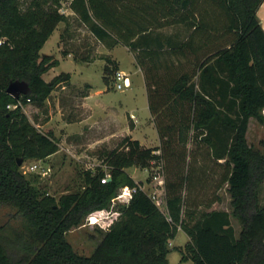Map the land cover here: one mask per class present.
Wrapping results in <instances>:
<instances>
[{"label":"trees","instance_id":"16d2710c","mask_svg":"<svg viewBox=\"0 0 264 264\" xmlns=\"http://www.w3.org/2000/svg\"><path fill=\"white\" fill-rule=\"evenodd\" d=\"M62 1L0 0V264H170L169 245L179 230L190 238L183 263L264 264V153L246 139L250 119L264 126V29L257 16L264 0H73L70 7L106 48L123 45L133 53L162 145L176 140L186 147L194 139L224 160L221 185L229 186L231 214L207 211L218 199L203 210L187 206L182 191L191 177L182 169L165 183L164 213L127 172L162 158L154 153L160 149H142L130 137L124 150L108 157L111 180L103 183V172L89 177L82 192L57 200L24 177L19 159H45L58 151L54 136L39 132L22 106L42 105L70 80L64 73L51 82L43 78L59 65L41 50L67 21ZM173 26L190 31L186 40L163 33ZM14 82L26 84L28 93L9 95ZM125 187L137 192L94 253H77L67 234L108 210ZM231 216L242 227L238 237Z\"/></svg>","mask_w":264,"mask_h":264},{"label":"rangeland","instance_id":"374dc122","mask_svg":"<svg viewBox=\"0 0 264 264\" xmlns=\"http://www.w3.org/2000/svg\"><path fill=\"white\" fill-rule=\"evenodd\" d=\"M72 1H62L60 11L67 21L57 25L41 50L42 56L59 61V65L43 76L44 80L51 82L63 73L69 74L70 80L59 85L42 105L28 101L22 106L24 114L39 132L54 136L58 151L45 159L25 161L20 167L21 173L41 194L57 200L64 194L82 192L89 177L102 172L111 175L108 157L112 152L124 150L123 140L133 138L128 134L131 129L136 130L135 138L140 140L142 149H160L154 153L162 158L148 161L145 167L138 163L127 168V172L135 175V181L164 213L167 212L165 183L167 180L174 182L177 172L182 169L191 177L182 191L187 206L203 210L208 202L218 199L207 211L231 214L229 186L221 185L224 160L217 161L207 144L197 143L194 139L186 147L176 140L168 148L162 145L154 118L151 120L150 117L143 77L140 73L131 75L136 69L132 53L122 45L105 49L71 10ZM162 31L176 41H184L190 34L181 26ZM104 50L109 55L104 54ZM113 58L118 61L121 71L130 74L133 88L125 91L115 88L117 69L107 61H113ZM180 70L191 71V68L182 66ZM91 92L95 94L91 99L93 108L99 111L105 105L115 108H109L106 114L94 113L84 99V95ZM99 92L103 93L96 94ZM246 139L250 146L264 153V126L254 118L249 121ZM222 140L229 142V134L223 133ZM35 165L38 168L33 170ZM260 203L264 206V182L260 188ZM124 206L121 201H113L108 210L97 214L98 222L91 225L86 218L82 225L73 228L67 238L75 251L90 257ZM231 222L238 237L242 227L233 216ZM189 241L190 238L179 230L169 245L172 250L168 257L170 264H192V261L181 262Z\"/></svg>","mask_w":264,"mask_h":264},{"label":"built area","instance_id":"2783aa9c","mask_svg":"<svg viewBox=\"0 0 264 264\" xmlns=\"http://www.w3.org/2000/svg\"><path fill=\"white\" fill-rule=\"evenodd\" d=\"M1 43H2V41H0V44ZM115 80H116L115 81V83H116L115 88L117 90L125 91L131 87V78L125 72L117 71ZM15 108H17V105H9L8 106V109H11V110L15 109ZM37 168H38L37 165L32 167L33 170H35ZM109 179H111V175H106V177L102 179V182L103 183L108 182ZM156 179H158V178H156ZM136 192H137L136 188L125 187V188L121 189L120 193L118 194V196L115 198L114 201L118 200V201H121L123 205H128L130 203L131 199L133 198V195ZM97 214H93V215H90L88 217V220H89L91 225L98 222L99 216Z\"/></svg>","mask_w":264,"mask_h":264},{"label":"crops","instance_id":"0c3cea01","mask_svg":"<svg viewBox=\"0 0 264 264\" xmlns=\"http://www.w3.org/2000/svg\"><path fill=\"white\" fill-rule=\"evenodd\" d=\"M257 16H258V19H259V21H260V23H261V25H262V27H263V29H264V3L261 5V7H260V9H259V11H258V14H257ZM103 45V44H102ZM104 46V45H103ZM118 46V45H117ZM123 46V45H122ZM124 47H126V46H124ZM104 48L105 49H108V48H106L105 46H104ZM127 49H128V51L129 52H131L130 50H129V48L128 47H126ZM104 54H107V53H105V50H104V52H103ZM132 53V52H131ZM107 55H109V54H107ZM132 58H133V61H134V66H135V72H132L131 73V75H136V74H141L142 75V77H143V85H144V88H145V94H146V96H147V88H146V81H145V74H144V71L137 65V63H136V60H135V57H134V55H133V53H132ZM113 60V62H115L116 63V66H117V71H121L120 70V66H119V63H118V61H116L114 58L112 59ZM99 62H103L102 60H99ZM103 63H105V61L103 62ZM96 64V63H95ZM98 64V63H97ZM106 66H107V64H106ZM123 72V71H122ZM126 74H128V73H126ZM128 75H130V74H128ZM130 78H131V76H130ZM131 88H133V80H132V78H131V87L129 88V89H131ZM128 90V89H127ZM103 92H99V93H96V94H102ZM95 94H93L92 92L91 93H87V94H85L84 95V99H85V104H88L89 105V107L91 108V110L95 113H103V114H106V113H108V109L109 108H115V107H112V106H107V105H105V106H103V108L99 111V110H96L95 108H93V106H92V104H91V99H92V97L94 96ZM147 102H148V96H147ZM148 108H149V102H148ZM117 109V108H116ZM134 112H132L131 114V116L132 117H134V114H133ZM150 117H151V120H153V118H152V116H151V113H150ZM135 131L136 130H131V129H128V134L129 135H132L133 136V140H138L139 142H140V140L139 139H137V138H135ZM133 176V178L136 180V177H135V175H132ZM137 181V180H136Z\"/></svg>","mask_w":264,"mask_h":264},{"label":"water","instance_id":"95a60500","mask_svg":"<svg viewBox=\"0 0 264 264\" xmlns=\"http://www.w3.org/2000/svg\"><path fill=\"white\" fill-rule=\"evenodd\" d=\"M28 91H29L28 86L21 82L11 83L6 90V92L15 99H19L22 95L27 94ZM22 163H23L22 159H19L18 164L21 166ZM110 180L111 179H109V181Z\"/></svg>","mask_w":264,"mask_h":264}]
</instances>
